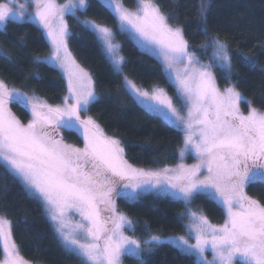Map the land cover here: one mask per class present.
I'll list each match as a JSON object with an SVG mask.
<instances>
[{
	"label": "snow or ice",
	"instance_id": "snow-or-ice-1",
	"mask_svg": "<svg viewBox=\"0 0 264 264\" xmlns=\"http://www.w3.org/2000/svg\"><path fill=\"white\" fill-rule=\"evenodd\" d=\"M116 20L118 30L127 32L137 45L162 58L163 67L177 91L185 115L174 105L163 89L152 94L137 87L124 76L127 91L149 111L163 116L186 133L184 151H194L199 163L191 167L179 164L176 168L144 171L131 167L123 156L120 141L105 136L91 118L81 117L89 104L99 99L91 76L71 59L65 13L87 7L86 0H69L60 6L54 0H31L34 13L25 11L26 5L16 0L0 3V30L6 22L35 17L48 30L54 45L51 57L36 58V62H59L68 71L69 97L73 103L51 107L39 98L9 90L0 81V160L13 176L18 177L30 195L42 199L46 211L56 223V231L65 247L81 259V264H122L124 255L140 258L147 248L163 241L151 236L141 241L125 235V227L134 232L133 223L119 214L115 198L121 195L130 200L140 192L159 188L190 204L201 193L217 199L224 207L226 220L221 226L210 224L206 217L188 212L190 234L195 243L184 237L169 238L184 254L196 257V264H264V203L249 197L246 186L264 182V111L251 107L234 87L219 88L214 68L226 79L232 75V56L228 44L209 35L208 4H199L198 28L205 37L201 50L211 48L207 63L190 50L184 30L169 23L155 0H137L132 11L122 0H102ZM83 24L94 33L108 61L116 73L123 75L125 58L121 46L115 43V33L107 26L92 20ZM7 58V54H4ZM242 62L252 64L250 57ZM10 101L30 106L32 119L23 124L8 107ZM249 104L247 115L241 112L240 102ZM60 129L80 134L84 147L64 143ZM201 170L206 175L201 178ZM119 181L128 183L119 185ZM122 189L117 191V187ZM131 188L132 191H123ZM103 205V209L101 208ZM75 211L81 217L71 231L67 228V214ZM102 212L110 215L103 216ZM0 242L3 264H27L12 238V224L0 216ZM211 249L214 258L208 261L204 253Z\"/></svg>",
	"mask_w": 264,
	"mask_h": 264
},
{
	"label": "trees",
	"instance_id": "trees-1",
	"mask_svg": "<svg viewBox=\"0 0 264 264\" xmlns=\"http://www.w3.org/2000/svg\"><path fill=\"white\" fill-rule=\"evenodd\" d=\"M61 2L66 0H59ZM133 5L136 0H125ZM169 21L184 30L190 49L202 61H209L201 50L205 37L200 33L199 4L201 0H155ZM208 4L209 35L228 44L232 56V75L226 79L219 68H214L219 86L234 85L251 105L264 111V0H205ZM87 7L67 15L68 43L77 60L88 69L94 79L98 100L89 104L86 112L109 135L118 139L126 159L137 165L166 166L180 161L179 147L183 144L181 129L161 116L149 111L127 91L123 76L116 73L94 33L84 24L92 20L115 31L125 58L123 70L139 86L152 89L159 85L177 100V91L166 74L162 58L141 49L127 32H120L116 20L102 0H88ZM46 29L33 21L6 22L0 30V79L9 86L27 93H36L52 104L63 102L67 83L58 68L36 58L50 52ZM7 54V58L4 54ZM250 57L252 64L242 62ZM244 107L248 103L243 101ZM11 110L19 120L28 123L32 114L29 107L11 101ZM70 144L84 147L82 136L62 130ZM190 155L189 161L194 160ZM125 182V183H124ZM126 181H119V185ZM117 187V191L122 189ZM251 197L264 203V182L246 186ZM117 211L132 219L134 232L129 234L141 241L151 236L184 234L188 206L203 210L216 223L226 218L225 209L207 193H201L185 205L168 195L146 192L130 200L121 195L115 198ZM0 216L12 224V237L21 254L40 264H81V259L66 249L58 236L43 204L30 195L18 177L13 176L0 160ZM0 242V259L3 257ZM124 264H196V258L184 254L175 244L163 242L144 250L140 258L123 256Z\"/></svg>",
	"mask_w": 264,
	"mask_h": 264
},
{
	"label": "rangeland",
	"instance_id": "rangeland-1",
	"mask_svg": "<svg viewBox=\"0 0 264 264\" xmlns=\"http://www.w3.org/2000/svg\"><path fill=\"white\" fill-rule=\"evenodd\" d=\"M87 1L88 0H86V4H87ZM5 2V0H0V3H4ZM9 2H10V0H9ZM54 2L57 4V5H60V6H64V5H66V4H68L69 3V0H66V1H63V2H61V1H59V0H54ZM122 2H123V4H124V6L125 7H127L128 9H130V10H132V11H136V9H137V0H136V2L133 4V5H131V4H129V3H127L125 0H122ZM16 3H18V4H21V5H26V9H25V11L27 12V13H34V11H35V8L34 7H32V6H30L31 5V0H16ZM82 9V8H84V7H78V8H74V9H72L71 11H68V12H66L65 13V16H64V19H65V21H66V23H67V29H68V22H67V15L69 14V13H76V11L78 10V9ZM24 20H28V21H33V22H35V23H37L38 25H40V26H42V27H44V25L39 21V18L38 17H35V18H33V19H30V18H28L27 16H25V18L22 20V21H24ZM97 23V22H96ZM169 23H170V21H169ZM99 24V23H98ZM171 24V23H170ZM101 25H103V24H101ZM172 26H175V25H173V24H171ZM104 26H106V25H104ZM108 27V26H107ZM45 28V27H44ZM110 28V27H109ZM46 29V28H45ZM110 29H112V28H110ZM113 30V29H112ZM113 32L115 33V31L113 30ZM48 30L46 29V35H47V38H48V40H49V42H50V52L48 53V54H46V55H43V56H40V58H46V57H51L52 56V54L54 53V45H53V43H52V40H51V37H49L48 36ZM68 33H69V29H68ZM68 36H69V34H68ZM68 36L66 37V44H67V49H68V52L70 53V55H71V59L75 62V65H77L80 69H82L83 71H85V72H87L90 76H91V78H92V81H93V86H94V90H95V93H96V88H95V84H94V79H93V77H92V74H91V72L88 70V69H86L78 60H77V58L75 57V55L73 54V52L71 51V49H70V47H69V43H68ZM132 38V37H131ZM133 39V38H132ZM134 40V39H133ZM135 41V40H134ZM114 42L115 43H118L120 46H121V42L116 38V34H115V40H114ZM223 42V41H222ZM191 50V49H190ZM192 51V50H191ZM193 53H194V55L196 56V57H198L199 58V56L194 52V51H192ZM121 55H123L122 54V51H121ZM200 59V58H199ZM201 62H204V63H207V61H202L201 60ZM47 63H49V64H51V65H53V66H55L56 68H58L59 70H60V72L62 73V75L64 76V78H65V80H66V83H67V93H66V96H65V98H64V100H63V102H61V103H59V104H52L51 102H49L47 99H45V98H43V97H41V96H39L38 94H36V93H27V92H25V91H22V90H20V89H18V88H15V87H12V86H9L7 83H5L7 86H8V88H9V90L11 91V90H16V91H18V92H22V93H24V94H26L28 97H35V98H39L41 101H43L44 103H46L47 105H49V106H51V107H62L65 103H73L74 101L73 100H71V99H68V97H69V87H68V79H69V76H68V71L67 70H65L64 68H62L61 66H60V64H59V62H57V61H53V62H47ZM213 71H214V69H213ZM215 73V72H214ZM123 79H124V76H126L130 81H132L133 83H135L136 85H137V87H139V88H141V89H143L144 91H147V92H149L150 94H152L153 92H154V90L155 89H157V88H160V89H163L164 90V92L167 94V96H169V97H171L172 98V96L168 93V91H167V89L165 88V87H163V86H159V85H156V86H154L152 89H146V88H142L141 86H139L135 81H133L130 77H128L127 76V74L124 72V70H123ZM0 81H2L1 79H0ZM216 81H217V78H216ZM217 84H218V82H217ZM218 86H219V84H218ZM227 87H234L235 88V90L236 91H238L243 97H245L243 94H242V92L240 91V90H238L233 84L232 85H229V86H226V87H221V86H219V88L221 89V91H223L225 88H227ZM96 95H97V93H96ZM172 100H173V103H174V105L177 107V109L178 110H180V113H181V115L183 116V115H185V113H184V110H183V107H182V105L181 104H179V103H177L173 98H172ZM248 101V100H247ZM10 103H11V101L9 102V104H8V107H9V109L11 110V108H10ZM29 107V109H30V106H28ZM251 107H253L252 105H251ZM255 108V107H254ZM240 109H241V112L242 113H244L245 115H247V113H248V110H249V105H248V108L246 109L245 107H244V105H243V101H241L240 102ZM257 109V108H256ZM257 110H260V109H257ZM30 111H31V109H30ZM260 111H262V110H260ZM11 112H12V114L18 119V117L15 115V113L11 110ZM153 112V111H152ZM153 113H155V114H157V115H159L158 113H156V112H153ZM159 116H161V115H159ZM81 117L82 118H84V119H86V118H88V117H91L90 115H88L86 112H81ZM162 118H164L163 116H161ZM92 118V117H91ZM32 119V118H31ZM95 122H96V124H98L99 125V127L101 128V130L103 131V133L105 134V136H108V137H111V138H113V139H116V138H114V137H112V136H109L104 130H103V128L101 127V125L94 119V118H92ZM165 119V118H164ZM19 120V119H18ZM166 120V119H165ZM21 121V120H20ZM168 121V120H167ZM169 122V121H168ZM21 123H23V122H21ZM170 123V122H169ZM23 124H27V123H23ZM173 125V124H172ZM179 129H181L182 130V132H183V134H184V140H185V135H186V133L183 131V125H181V127L179 128ZM62 130L63 129H60V134L63 136V134H62ZM63 140H64V143H66V144H68V145H71V146H74V147H77V148H83V147H78V146H76V145H74V144H70V143H68L64 138H63ZM116 140H118V139H116ZM119 141V140H118ZM120 146L122 147V145H121V143H120ZM184 146H185V144H184V141H183V144L179 147V155H180V161L178 162V163H176V164H171V165H166V166H160V167H155V166H144V165H137V164H134V163H132V162H130V161H128L127 159H126V157H125V155H124V151H123V156H124V159L127 161V163L131 166V167H133V168H135V169H138V170H144V171H160V170H162V169H164V168H176L179 164H184L186 167H191V166H193V165H196V164H198L199 163V158L197 157V155H196V153L194 152V151H184V154H183V156H181V150L182 149H184ZM123 148V147H122ZM190 155H194V160L193 161H189L188 159H189V157H190ZM2 161V160H1ZM3 162V161H2ZM4 163V162H3ZM200 175H201V178H203V176L204 175H206V172H204L203 170H201V173H200ZM22 182V181H21ZM125 183V182H124ZM126 183H128V181H126ZM25 186V185H24ZM123 191H132V189L131 188H127V189H123ZM138 193H139V196L141 195V194H143V193H146V192H157V193H160V190H159V188H155V187H153L152 188V190H150V191H145V192H140V190L139 189H137L136 190ZM29 192V191H28ZM246 192V191H245ZM160 194H162V193H160ZM247 194V193H246ZM164 195H167V194H164ZM248 195V194H247ZM124 196V195H123ZM138 196V197H139ZM168 196H170V197H172L171 195H168ZM249 197H251L250 195H248ZM126 197V196H125ZM251 198H253V199H256V198H254V197H251ZM214 199V198H213ZM39 201H41V203L43 204V207H44V209H45V211H46V208H45V203H44V201L42 200V199H38ZM219 204H220V202L217 200V199H215ZM257 200V199H256ZM103 205H101V208L103 209ZM224 208V207H223ZM119 214H121V215H123V216H125L127 219H129V220H131L132 221V219H131V217H129L127 214H125L124 212H121V211H117ZM188 212H195V213H197L198 215H203L204 217H206L207 218V220H208V222L210 223V224H212V225H214V226H221V225H223L224 224V222H225V220H226V218H225V220L223 221V222H221V223H216V222H213L207 215H206V213L203 211V210H195V209H193L191 206H188ZM46 213H47V211H46ZM47 215H48V213H47ZM102 215L103 216H108V215H110V213H108V212H102ZM48 217H49V215H48ZM50 218V217H49ZM66 219H67V228L65 229V231H71L73 228H74V226H75V224L76 223H79L80 221H81V217H80V215L78 214V213H76L75 211H72V212H69L68 214H67V217H66ZM51 220V219H50ZM51 222H52V224H53V226H54V228H55V230H56V223L54 222V221H52L51 220ZM191 218L189 217V215L187 216V221H186V232L184 233V234H173V235H168V236H158V237H160V239L163 241V242H170L169 241V238L170 237H172V238H175V237H184L185 239H188V241H189V243L190 244H194L195 243V239H194V232L193 233H191L190 234V232H189V228H190V225H191ZM57 232V231H56ZM58 234V233H57ZM125 235H128V236H131L132 238H134V239H137L136 237H133L131 234H129V232H128V228H127V226L125 227ZM58 236H59V234H58ZM60 237V236H59ZM13 238V237H12ZM61 239V238H60ZM137 240H139V239H137ZM148 240V239H147ZM62 241V240H61ZM139 241H141V240H139ZM16 243V242H15ZM170 243H172V242H170ZM64 244V243H63ZM17 245V244H16ZM65 246V245H64ZM141 246L142 247H144V245H143V241H141ZM18 247V246H17ZM19 249V248H18ZM66 249H68V248H66ZM69 250V249H68ZM70 251V250H69ZM72 252V251H71ZM144 252V251H143ZM143 252H142V254H141V256L143 255ZM19 253H20V255L24 258V260L27 262V264H40V263H35V262H33V261H30V260H28V259H26L22 254H21V252H20V250H19ZM196 258V257H195ZM204 258L206 259V260H208V261H212L213 260V258H214V255H213V252L211 251V249L209 248V250L208 251H206L205 253H204ZM4 259H5V257H4V254H3V257L0 259V264H3V261H4ZM197 259V258H196ZM121 260H122V264H124L123 263V256L121 257ZM237 261H238V264H243V258H241V257H237Z\"/></svg>",
	"mask_w": 264,
	"mask_h": 264
}]
</instances>
